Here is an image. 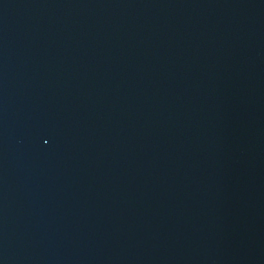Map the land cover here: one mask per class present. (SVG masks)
Masks as SVG:
<instances>
[{
	"label": "water",
	"instance_id": "1",
	"mask_svg": "<svg viewBox=\"0 0 264 264\" xmlns=\"http://www.w3.org/2000/svg\"><path fill=\"white\" fill-rule=\"evenodd\" d=\"M0 264H264V0H0Z\"/></svg>",
	"mask_w": 264,
	"mask_h": 264
}]
</instances>
